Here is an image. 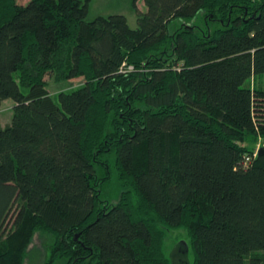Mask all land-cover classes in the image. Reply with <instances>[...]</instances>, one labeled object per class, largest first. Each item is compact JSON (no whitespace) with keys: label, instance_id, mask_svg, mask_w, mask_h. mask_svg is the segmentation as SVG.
I'll use <instances>...</instances> for the list:
<instances>
[{"label":"trees","instance_id":"obj_1","mask_svg":"<svg viewBox=\"0 0 264 264\" xmlns=\"http://www.w3.org/2000/svg\"><path fill=\"white\" fill-rule=\"evenodd\" d=\"M134 7L136 29L89 0H0V264L39 234L43 264H172L175 230L177 264H264V0ZM48 77L83 83L58 104Z\"/></svg>","mask_w":264,"mask_h":264},{"label":"rangeland","instance_id":"obj_2","mask_svg":"<svg viewBox=\"0 0 264 264\" xmlns=\"http://www.w3.org/2000/svg\"><path fill=\"white\" fill-rule=\"evenodd\" d=\"M29 1L30 0H17V3L19 5H25ZM134 1H136L137 9L141 12H144L146 9L145 0H89L90 10L88 19L91 21L101 16L108 17L115 14H121L127 18L129 26L133 29H136L138 27L139 13L134 7ZM199 18L200 16L196 19ZM184 23H194L195 25H200L199 20H185ZM48 83V90L54 97L55 101L59 104L58 92L61 90L70 92L71 89H75L79 85H81L83 83V80L74 79L68 83L59 84L56 83L55 80L52 79V77H48ZM257 83L258 82H255V86H257ZM259 84L264 85V79L259 81ZM13 104L14 102L12 100L2 102L0 101V129L11 124L13 117ZM262 147H264V140H259L258 143L255 145V149L257 151L259 148ZM115 158V154L110 157V166L112 169V174L110 180H108V182L104 184L101 188L102 199H104L108 204H117L121 195L125 191V188L120 182L114 167L116 160ZM99 175H101L100 172ZM180 241L184 243L189 242L188 235L184 230H175L171 232L169 231L163 241L165 252L171 259L172 264L178 263L176 262L175 250L178 248ZM50 244L51 241L48 237L43 236L41 234L35 235L30 245L29 255L26 264H43L46 260L47 254H49L48 248ZM189 256L192 262L190 250Z\"/></svg>","mask_w":264,"mask_h":264},{"label":"water","instance_id":"obj_3","mask_svg":"<svg viewBox=\"0 0 264 264\" xmlns=\"http://www.w3.org/2000/svg\"><path fill=\"white\" fill-rule=\"evenodd\" d=\"M258 155H259V156H264V147H262V148H260V149L258 150ZM76 238H78V236H77Z\"/></svg>","mask_w":264,"mask_h":264},{"label":"built area","instance_id":"obj_4","mask_svg":"<svg viewBox=\"0 0 264 264\" xmlns=\"http://www.w3.org/2000/svg\"><path fill=\"white\" fill-rule=\"evenodd\" d=\"M132 69H133V67H129V70H132ZM259 149H260V148H259ZM259 149H258V150H259ZM258 150L256 151V153H255V155H254L255 157H256L257 154H258ZM248 161H250V158L247 159V162H248Z\"/></svg>","mask_w":264,"mask_h":264},{"label":"crops","instance_id":"obj_5","mask_svg":"<svg viewBox=\"0 0 264 264\" xmlns=\"http://www.w3.org/2000/svg\"><path fill=\"white\" fill-rule=\"evenodd\" d=\"M13 106H14V104H13Z\"/></svg>","mask_w":264,"mask_h":264}]
</instances>
